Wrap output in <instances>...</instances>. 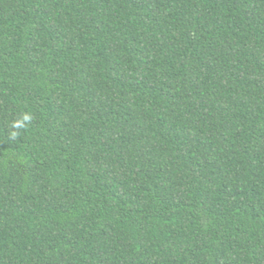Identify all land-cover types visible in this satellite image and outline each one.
Returning <instances> with one entry per match:
<instances>
[{"label": "trees", "instance_id": "trees-1", "mask_svg": "<svg viewBox=\"0 0 264 264\" xmlns=\"http://www.w3.org/2000/svg\"><path fill=\"white\" fill-rule=\"evenodd\" d=\"M0 264H264V0H0Z\"/></svg>", "mask_w": 264, "mask_h": 264}, {"label": "clouds", "instance_id": "clouds-1", "mask_svg": "<svg viewBox=\"0 0 264 264\" xmlns=\"http://www.w3.org/2000/svg\"><path fill=\"white\" fill-rule=\"evenodd\" d=\"M33 117L30 112H22L18 115V117L13 120L10 124V128L12 131L10 132V138L16 139L19 134L20 130L26 129L28 125L31 123Z\"/></svg>", "mask_w": 264, "mask_h": 264}]
</instances>
